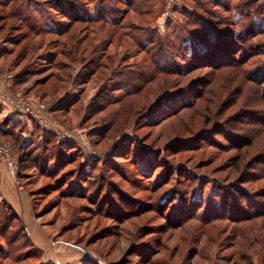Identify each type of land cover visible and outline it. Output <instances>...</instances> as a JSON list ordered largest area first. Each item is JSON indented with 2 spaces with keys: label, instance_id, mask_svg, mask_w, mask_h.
Wrapping results in <instances>:
<instances>
[{
  "label": "rangeland",
  "instance_id": "374dc122",
  "mask_svg": "<svg viewBox=\"0 0 264 264\" xmlns=\"http://www.w3.org/2000/svg\"><path fill=\"white\" fill-rule=\"evenodd\" d=\"M82 1L90 20L97 3ZM237 1L109 0L118 21L55 13L70 28L62 37L51 24L35 32L4 20L0 7L1 87L42 107L46 126L31 119L60 137L49 145L33 139L48 156L22 177L18 160L12 165L33 199L35 223L49 234L45 248L80 247L74 264H141V251L157 249L159 264H264V81L251 72L263 67L264 50L255 57L251 42L210 36L214 28L248 31ZM28 43L36 45L18 62ZM0 141L14 152L10 140Z\"/></svg>",
  "mask_w": 264,
  "mask_h": 264
},
{
  "label": "trees",
  "instance_id": "16d2710c",
  "mask_svg": "<svg viewBox=\"0 0 264 264\" xmlns=\"http://www.w3.org/2000/svg\"><path fill=\"white\" fill-rule=\"evenodd\" d=\"M93 1H96L97 5L94 7V9H95L94 13L91 16H88L90 18V20L83 17L84 16L83 12L85 10V8H84L85 6L83 5L82 0H72V1L70 0V3L68 4V6H63L62 4H59L58 2H60V1H55L54 5L51 4L48 8L47 7L42 8V6L44 4L38 3L35 0H27V1H25V0H21V1L20 0H0V7L4 9L3 14H2L4 20L15 17L21 21V24L23 23L20 26L21 28L25 27L24 26V23H25L27 30L28 29L30 31L36 30L35 32H37V31L44 32V30H43L44 26L45 25L48 26L49 24H51L54 28L53 33H55L57 36L62 37V35L65 32H69L70 28H68L67 25H62V27H61V25H60L61 21L56 19V17L54 16L55 13H57L58 15H60V13H61V14L65 15L66 17H69V15H70L72 17V19H73V17H79L80 20H83V21L87 20L89 22L90 21H93V22L105 21L108 23L110 20H115L116 18H117V21L119 20V17H116L119 14L115 10L116 8H113V7H110L107 5L109 0H93ZM104 2L107 3L105 6H104ZM73 4H75V6H73ZM102 4L104 7H101ZM80 5H81V7H79ZM82 6L84 8L83 11H82V9H83ZM75 7L78 8L77 14H76V11H74ZM198 7H199V5H198ZM233 8L235 9L234 11L237 10V12L241 15V17L243 16L244 28H247L248 31L246 30V31H241V32H237V33L236 32L232 33L229 30L223 28L221 33H220V31H219L220 29L214 28L216 31L214 29H212L210 36L211 37H217V36H220V34H223V35L225 34L228 36L229 40H236V41L239 40V42H241L240 45H245V44H243V42H251V43H253V48L255 50H257L256 52L253 53V56H255V57L263 56L264 53H261L263 55H260L259 52L261 50H264V41H257V38L259 36L264 35V27H263L264 26L263 25L264 24V0H239V1L233 3ZM206 11H207V8H206ZM79 12H80V14H79ZM195 17L197 19H199L198 25H200L201 22L203 23L204 20H203L201 15L197 14V16L195 15ZM40 18H42V20L46 19L45 20L46 23L44 21L41 22ZM80 20H78V21H80ZM241 26H242V23H241ZM49 32L50 31H48V33ZM73 33L69 34L67 36V37H69L68 39H70V41H72L71 38H73L71 36H73V35L76 36V33L75 32H73ZM82 33H81V35H82ZM27 36H28V31H23V32H21V34H19V39L22 37L21 39L24 41V39H26ZM216 40H218V38H216ZM16 41H18V40H16ZM23 41H20V42H23ZM59 43H60L59 39H57V42L54 41V44L56 46L60 45ZM67 43H68V41H65V45ZM33 44L32 43L26 44L24 46L25 49L23 47V49L21 51V55H19V56L17 55L18 56V62L22 61L24 59V57H26V58L28 57L30 46H32ZM34 45H36V44H34ZM72 45L75 46V48H74V50L70 49V52L76 51V53H79L80 50H79V48L77 49V46H78L77 43H72ZM101 47H103V46H101ZM106 48H107V46H106ZM106 48H103L102 50H106ZM96 51H97V48H95V50H93V52L91 51V53H93V55L90 57L91 59L87 62L91 66L93 64H96L95 61L97 59L93 60V59H95V57H93V56H94ZM150 51L151 50H148V52H150ZM13 52H14V50H13ZM13 52H11V50L8 51V49H6L3 51V54H9V53H13ZM58 55H60V52L56 51L53 55L54 57L52 56L53 57L52 62L54 61V58L57 57ZM72 57L73 56H71V58H69V61H66V63H65L66 68L68 66H70L71 61L74 60V58H72ZM0 58H1V55H0ZM262 62H263L262 68L256 67V68H254V70L253 69L251 70V72H254L253 74L256 78V81H261V82L264 81V61H262ZM17 63L14 62L15 65ZM17 65H19V64H17ZM98 66H99V64L96 67H98ZM163 68H164V66H163ZM93 70H94V67L92 68V70H90L92 74H94V72H95ZM87 82H89V81L86 79L85 82H82V84H85ZM35 97L42 99L40 96H38L36 94H35ZM0 112H1V106H0ZM168 115L169 114L166 113L165 118ZM0 118H1L0 128H2V129H0V137L1 138L4 137V138L10 140L14 144V147L18 150V152H19V159H18L19 175L22 177L24 175V170L26 169V166H28V165L31 166L33 163L37 162V160L38 161H39V159L43 160L42 157L48 156V154L45 150L43 151L42 148L37 147V146L35 147V145H33V142H35V141H33V139L38 140V143H40V144H44V145L48 144L49 145V144H53L52 143L53 138L57 139L58 133L56 131L43 128L36 121L30 119L33 123L32 127H34V129L31 130L30 137H27V136H25L24 132H26V131L29 132V125L25 121H21L19 124L14 125V124H11L10 118H7V117L4 118L1 116H0ZM59 138L60 137H58V139ZM25 139H31V140L29 142H26L27 140H25ZM22 140L25 141L26 143L22 144ZM62 140H64V137H62ZM55 159H56L55 161L57 162L58 158H55ZM188 219H190V218H187V220ZM230 232H229V236L232 237L234 240L238 239L240 237L239 233L241 231H239V233L236 231H233V230L231 233ZM0 238L4 239L3 242L0 241V264H8L9 262H7V261H9V260L11 262H15V263H19L23 260H28L31 263L32 262H41V258H40L41 252H39L40 250L38 251V249H37L38 246L32 241V239H31V237L27 231V228L25 227L24 223L22 222V219L13 211L12 208H10V206L7 203H0ZM13 247L17 248V250H20L18 253V256L16 258L11 257V253L15 252ZM10 248H12V249H10ZM173 251L170 254V259H169L170 261L172 259ZM38 252L40 253V257L35 256V254L36 253L38 254ZM141 252H142V253H140L142 255V263L141 264H159L153 259V257L156 255H160L159 254L160 249H157V251L154 253H151V255L148 252H146L145 250L141 251ZM196 253L198 254V252H196ZM146 254H147V256H145ZM194 254H195V252L190 253L188 256L186 255V258H185L186 261H190L191 259H193ZM242 261H244V260H242ZM112 264H116V263L112 262ZM233 264H240V263H238V261L236 259H234Z\"/></svg>",
  "mask_w": 264,
  "mask_h": 264
},
{
  "label": "crops",
  "instance_id": "0c3cea01",
  "mask_svg": "<svg viewBox=\"0 0 264 264\" xmlns=\"http://www.w3.org/2000/svg\"><path fill=\"white\" fill-rule=\"evenodd\" d=\"M4 73L0 72V116L4 118H10L11 124L18 123L20 120L25 121L29 125V132H24L25 136L30 137L32 130V121L28 119L20 111L15 109L13 98L8 94V91H4L1 87L2 83H6V79L1 77ZM3 78V79H2ZM6 90V89H5ZM13 158L19 159V152L15 148L12 152ZM17 163V162H16ZM0 170H1V181H0V203H7L13 211L23 219L29 228V233L32 241L38 246V250L41 252V262H30L23 260L22 262L29 264H74L81 263V248L76 246L69 247H57L50 250L43 246L44 234L49 237L48 232L44 228H39L33 218V206L32 197L27 189V185L17 186L12 163L4 162L0 157ZM34 239H40V243ZM80 256V257H79ZM79 257V259H78ZM68 260V261H66Z\"/></svg>",
  "mask_w": 264,
  "mask_h": 264
},
{
  "label": "built area",
  "instance_id": "2783aa9c",
  "mask_svg": "<svg viewBox=\"0 0 264 264\" xmlns=\"http://www.w3.org/2000/svg\"><path fill=\"white\" fill-rule=\"evenodd\" d=\"M14 103L17 104L18 110L21 114L25 115L28 119H35L37 122L43 126H46L43 118L41 117L42 114V107H36L31 104V101L24 98V97H14ZM40 117L42 119H40ZM0 155L4 157L5 160L11 161L13 166H16V162L13 161V155L11 153V144L6 141H0ZM13 161V162H12ZM17 169V168H16Z\"/></svg>",
  "mask_w": 264,
  "mask_h": 264
}]
</instances>
